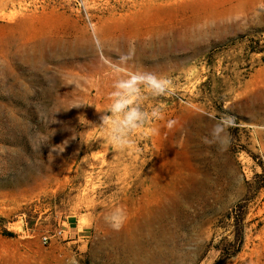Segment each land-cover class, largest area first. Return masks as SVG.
I'll list each match as a JSON object with an SVG mask.
<instances>
[{
	"label": "rangeland",
	"instance_id": "rangeland-1",
	"mask_svg": "<svg viewBox=\"0 0 264 264\" xmlns=\"http://www.w3.org/2000/svg\"><path fill=\"white\" fill-rule=\"evenodd\" d=\"M128 54L172 86L117 150ZM222 115L225 152L201 139ZM263 154L264 0H0V264H264Z\"/></svg>",
	"mask_w": 264,
	"mask_h": 264
},
{
	"label": "clouds",
	"instance_id": "clouds-1",
	"mask_svg": "<svg viewBox=\"0 0 264 264\" xmlns=\"http://www.w3.org/2000/svg\"><path fill=\"white\" fill-rule=\"evenodd\" d=\"M131 59V54L119 56L118 62L112 65L117 78L112 84L109 95L108 108L101 112L102 126L108 128V140L117 149L123 150L133 145L131 133L149 120L162 119V108L154 105L151 109L142 107V102L147 96L159 97L170 92L172 82L166 77L152 72L131 71L124 67ZM210 128L208 135L202 137L206 145H215L217 151L225 152L230 146V127L235 126V117L222 115ZM55 122V121H54ZM173 122H169L172 126ZM49 138H47L48 142ZM47 142L41 141L37 149ZM63 150V147H60ZM127 211L123 207H115L106 213L104 219L114 230L120 231L127 221Z\"/></svg>",
	"mask_w": 264,
	"mask_h": 264
},
{
	"label": "trees",
	"instance_id": "trees-1",
	"mask_svg": "<svg viewBox=\"0 0 264 264\" xmlns=\"http://www.w3.org/2000/svg\"><path fill=\"white\" fill-rule=\"evenodd\" d=\"M240 242H241L240 233L238 231V233L233 236L232 243H228V245L226 246L224 250L223 248H217V250L220 254H223V252H225L224 258H228L229 256L233 255L235 252L239 250Z\"/></svg>",
	"mask_w": 264,
	"mask_h": 264
},
{
	"label": "built area",
	"instance_id": "built-area-1",
	"mask_svg": "<svg viewBox=\"0 0 264 264\" xmlns=\"http://www.w3.org/2000/svg\"><path fill=\"white\" fill-rule=\"evenodd\" d=\"M262 158L264 159V154H263Z\"/></svg>",
	"mask_w": 264,
	"mask_h": 264
}]
</instances>
